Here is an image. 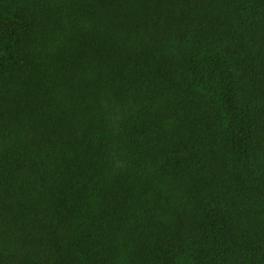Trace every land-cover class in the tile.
<instances>
[{
    "label": "trees",
    "instance_id": "16d2710c",
    "mask_svg": "<svg viewBox=\"0 0 264 264\" xmlns=\"http://www.w3.org/2000/svg\"><path fill=\"white\" fill-rule=\"evenodd\" d=\"M0 264H264V0H0Z\"/></svg>",
    "mask_w": 264,
    "mask_h": 264
}]
</instances>
